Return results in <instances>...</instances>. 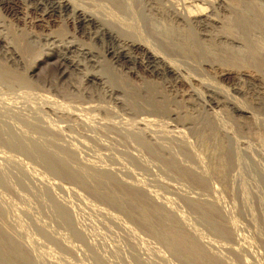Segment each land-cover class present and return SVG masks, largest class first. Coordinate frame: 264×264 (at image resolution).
I'll return each instance as SVG.
<instances>
[{"label": "rangeland", "instance_id": "rangeland-1", "mask_svg": "<svg viewBox=\"0 0 264 264\" xmlns=\"http://www.w3.org/2000/svg\"><path fill=\"white\" fill-rule=\"evenodd\" d=\"M70 1L118 23L123 40L187 67L203 79L194 85L201 95L205 83L217 84L254 119L206 110L145 67L115 63L70 13L6 0L0 254L13 264H264V26L249 34L259 45L253 53L237 27L226 31L245 9L241 0H172L215 17L205 29L192 26L204 57L174 56L159 43L180 42L186 28L166 0H124L129 11L112 0ZM248 1L264 17V0ZM209 110L217 112L214 126L206 124ZM145 117L152 125L138 124Z\"/></svg>", "mask_w": 264, "mask_h": 264}, {"label": "bare ground", "instance_id": "bare-ground-1", "mask_svg": "<svg viewBox=\"0 0 264 264\" xmlns=\"http://www.w3.org/2000/svg\"><path fill=\"white\" fill-rule=\"evenodd\" d=\"M39 1H40V3L41 2H47L48 4H50L52 11H54L60 15H63L65 13H70V18L73 20V22L77 26L84 28V30L86 29L91 35L94 34L95 39L99 43H101L102 45H104L106 47L104 49L106 52L105 54H107V56H110V58H112V60L115 63H121L123 61L128 60V61H131V62L138 64V67L139 66H142V68L145 67L148 70V73H150L152 76H154L156 78H160V80L161 79L164 80V82L168 85L170 92H174V89L182 88V89H184V92H183L184 94L182 95V98L184 100L193 101V102L198 101L200 103H203L204 107H207L206 110H208V108H211L214 110H216V109L220 110L222 108V109L229 110L232 113V115L242 116V117L249 119V120L254 119L253 114L251 112H249L246 108H244V106L239 105L233 96H231L230 94H227L225 92L226 90L224 91L222 88L217 87L216 86L217 84L214 86L211 83L208 84V83L203 82L206 84L205 88L203 87L206 95L203 96L198 92V90H196V88H194V85L197 84L198 82L200 83V81H202L203 79L202 80L197 79L195 76L189 74V72H188L189 70L187 67H182L183 65L182 66L176 65L174 61L172 62L171 60L166 58L162 53L152 49L151 47H149L144 42L123 40L121 38V36L119 35V33H123V32L125 33V31L123 30L122 27L117 25L118 23L117 24L115 22L113 23V21L108 19V18H107V20H105L103 18L98 17V15L91 13L90 11L88 12V11H86L80 7H77L70 0H39ZM200 1L201 2L204 1L208 4H211V2H212L210 0H200ZM5 2H6V0H0V5L5 3ZM112 2H113V4L116 3L117 6H120L122 10L124 8L125 11L126 10L129 11L128 3H126L127 1L112 0ZM166 2L171 7L173 14L178 19V21H180L182 23V25L186 28L185 29L186 31L183 30V33L181 34L182 39L180 42L179 41L176 42V40H174V39L170 40L169 43L165 42V41H161L159 43L160 46L164 49V51H167L168 53L173 54L174 56L175 55L177 56V54H180V53H187V52H190V53L192 52L191 55L195 54V56L196 55L202 56L204 53V49L200 45V41L198 40V38L195 36V34L192 30V26L194 23H198V25L200 24L205 29L209 24H215V19H214L215 17L212 16L213 12L212 13L208 12L205 14L204 9L202 7H197V5L195 7H193L194 8V10H193L188 6L189 4H186V3H184L180 6H177V5H175V3L172 0H166ZM241 2L245 5V9L243 8L244 10L242 12L240 11L238 15L236 14L237 16H235L236 19L234 18V22L232 23L233 24L232 27L229 28V30L226 29V31H227V33L229 32L230 34H232V31L230 32V30L234 27H237L244 34V36H245L244 38L247 40V41L244 40L245 44L247 42L246 45H248V47L251 48V52L253 50V53H255V52H257L255 50L257 43L254 46V44L252 43V37L253 36H251V38H249V34L250 33L252 34L253 30L255 32V29L257 31L258 28L264 26V17H261L262 15H259L256 12L257 10L254 8L255 6H253L254 4L252 5V3H250L248 0H241ZM191 6H192V4H191ZM129 7L131 8V6H129ZM212 8H213V5H212ZM127 14H128V12H127ZM143 16L145 17L146 15L143 14ZM146 20L148 21L147 18H146ZM178 24H179V22H178ZM147 27H149V25H147ZM112 28H115V30H113ZM237 28H236V30H238ZM88 32H86V33H88ZM176 32H177V30H176ZM128 33H130V32H128ZM126 35H128V34H126ZM202 37H204V35H202ZM227 37H229V36H227ZM250 39H251V41H250ZM214 40H215V38H214ZM99 43H97V44H99ZM257 46H259V45L257 44ZM7 50L10 51L8 45H7ZM86 52L90 53L89 50H87ZM254 55H256V54H254ZM168 57H170V55H168ZM203 57H204V55H203ZM257 57H258V55H257ZM48 58H49L48 55H46L45 60ZM186 63H187V61H186ZM36 66H37V63H35V65L29 69V72L30 73L33 72L35 70ZM185 66H186V64H185ZM187 66H189V65L187 64ZM189 67H191V66H189ZM226 76H227V73L226 74H224V73L220 74L218 76V79L224 80L225 78H227ZM88 78H90V80L99 81V82L101 80L100 78H98L96 76H88ZM238 78H237L238 79L237 82H240L241 77H238ZM242 78L245 79V77H242ZM253 80L251 79V82L258 83V80H262V79H259V78L256 79L255 78ZM261 83H262V81L259 82L258 84H261ZM146 91H148V90H146ZM109 92L113 93L112 90H110ZM149 92H150V90H149ZM231 92H232V94H236V95L241 94V90L239 88H236V86L234 88H232ZM160 95H162V94H160ZM147 104L148 103L146 102V105ZM196 105H197V103H196ZM258 107L261 110H263V112H264V99H262L259 102ZM155 110L156 109L154 108L153 111H155ZM209 112H211V111L209 110ZM211 113H214L213 116H212V114H209L211 117L206 116L208 118L206 124L209 126H211V125L214 126V125H216L214 122H216L215 121L216 120L215 119V117H216L215 113L217 114V112L212 110ZM138 122H139L138 124L146 127V125H148V124L150 125L154 121L145 117L142 119L140 118V121L138 120ZM263 127H264V121H263ZM226 134H228V133H226ZM230 138H231V136H230ZM232 154H234V153H232ZM263 180H264V176H263ZM156 212L159 213L157 210H156ZM170 230L172 233L173 232L178 233L177 228H175L174 226L171 227ZM20 253H19V255H20ZM0 259L2 260V261L1 260L0 261L3 262L2 264H13L8 259V257H6L3 254H0Z\"/></svg>", "mask_w": 264, "mask_h": 264}]
</instances>
